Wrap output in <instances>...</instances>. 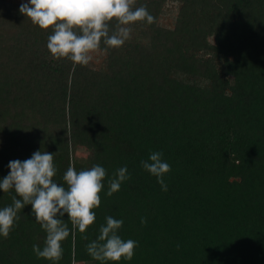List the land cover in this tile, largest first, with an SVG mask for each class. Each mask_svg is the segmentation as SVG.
<instances>
[{
    "label": "trees",
    "instance_id": "16d2710c",
    "mask_svg": "<svg viewBox=\"0 0 264 264\" xmlns=\"http://www.w3.org/2000/svg\"><path fill=\"white\" fill-rule=\"evenodd\" d=\"M23 3L0 0V181L36 151L54 154L65 187L70 165L107 175L85 233L73 240L63 217L59 261L33 252L47 233L25 205L0 236V264H113L86 250L107 216L138 242L119 264H264V0H136L155 22L130 25L122 47L103 51L102 41L87 66L54 58L51 30L22 15ZM152 152L171 166L167 191L141 166ZM124 166L131 179L109 197ZM14 195L0 190V209Z\"/></svg>",
    "mask_w": 264,
    "mask_h": 264
},
{
    "label": "clouds",
    "instance_id": "9594fccd",
    "mask_svg": "<svg viewBox=\"0 0 264 264\" xmlns=\"http://www.w3.org/2000/svg\"><path fill=\"white\" fill-rule=\"evenodd\" d=\"M135 4L136 0H30L21 4L20 13L41 30H51L47 48L54 58L87 66L92 53L101 50L102 41L106 46L103 51L122 47L130 39V25L155 22L146 6L134 7ZM8 166L10 172L0 181V190L14 189L16 195L12 196L11 205L0 209V236L7 238L19 220L18 212L31 205L36 222L47 233L43 248L34 244L33 252L38 258L59 261L63 255L62 242L70 235L63 217L65 214L69 217L73 240L77 230L85 233L94 224V209L101 204L106 169L97 164L78 172L70 165L63 175L65 187L54 181L57 174L54 154L47 151H36L31 158L10 161ZM141 166L157 177L162 190L167 191L163 177L171 166L163 160V153H150ZM129 179L126 166L117 169L108 179L107 195L111 197L119 192L122 183ZM105 220L98 237L86 246L88 254L94 260L113 264H119L122 259L132 260L138 242L118 235L123 220L112 216ZM141 223L146 224V218Z\"/></svg>",
    "mask_w": 264,
    "mask_h": 264
},
{
    "label": "rangeland",
    "instance_id": "374dc122",
    "mask_svg": "<svg viewBox=\"0 0 264 264\" xmlns=\"http://www.w3.org/2000/svg\"><path fill=\"white\" fill-rule=\"evenodd\" d=\"M17 2H27L28 0H12ZM168 12L164 15L163 19L161 20L162 24L164 25H170L172 24L175 14H176V4H168ZM78 156L80 159H83L86 156V151L84 150H78Z\"/></svg>",
    "mask_w": 264,
    "mask_h": 264
}]
</instances>
